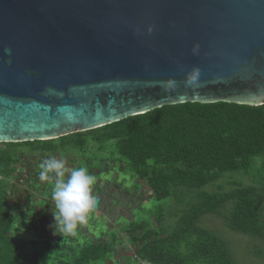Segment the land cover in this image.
Segmentation results:
<instances>
[{"label":"water","instance_id":"water-1","mask_svg":"<svg viewBox=\"0 0 264 264\" xmlns=\"http://www.w3.org/2000/svg\"><path fill=\"white\" fill-rule=\"evenodd\" d=\"M186 102L264 104V0H0V143Z\"/></svg>","mask_w":264,"mask_h":264},{"label":"rangeland","instance_id":"rangeland-1","mask_svg":"<svg viewBox=\"0 0 264 264\" xmlns=\"http://www.w3.org/2000/svg\"><path fill=\"white\" fill-rule=\"evenodd\" d=\"M108 130L89 134L81 146L71 139L46 140L52 148L0 143V155H6L0 171V193L8 216L6 236L14 242L18 259H33L37 264H156L143 255L148 244L161 243L164 257H177L179 264H264V163L262 157L252 159L245 170L223 174L216 181L198 189L169 187L166 197L157 198L152 189L151 160L145 166L130 165L118 150ZM48 158L64 160L65 176L73 168L84 167L96 177L92 194L98 200L84 222H77L75 234H65L50 227L56 211L52 193L57 177L41 180L39 164ZM249 188L257 194L258 228L242 233L228 225L233 202L225 199L215 213L200 215L197 230L210 233L217 240L213 255L202 253L195 245L202 237L181 224L189 207L200 201V194L217 197ZM36 228V229H35ZM39 232V234H38ZM152 246V245H151ZM106 247L107 250H102ZM84 248L90 252L82 256ZM92 248H96L95 250ZM147 249V248H146ZM84 259V260H83Z\"/></svg>","mask_w":264,"mask_h":264},{"label":"trees","instance_id":"trees-1","mask_svg":"<svg viewBox=\"0 0 264 264\" xmlns=\"http://www.w3.org/2000/svg\"><path fill=\"white\" fill-rule=\"evenodd\" d=\"M108 129H111L109 138L116 140L119 153L131 166L141 168L146 165V161H152L149 166L153 170L149 179L157 198L166 197L171 185L198 189L216 181L223 174L245 170L256 157H262L264 163V104L251 106L226 102H186L167 105L58 139H71L81 146L82 139L87 135ZM34 142H39L40 148H52L47 145L48 141ZM32 143L6 144L28 146ZM6 157L0 155L1 172L8 163ZM256 195L249 188L233 190L220 197L201 193L200 201L189 207L181 223L192 228H180V231L186 232V236L192 231L202 237L195 247L213 258L216 251H222L221 248L216 249L217 240L210 233L197 230L192 224L200 215L215 213L219 204L231 199L233 208L227 218L228 225L242 233L256 232L259 216ZM3 207V194L0 193V264H37L30 258L19 261L14 242L6 236L9 223L6 212L2 211ZM161 243L148 244L143 252L145 259L156 264H179L177 257L162 256ZM90 249L84 248L82 256ZM102 250L106 251L107 248L102 247ZM216 262L229 264L226 259Z\"/></svg>","mask_w":264,"mask_h":264},{"label":"clouds","instance_id":"clouds-1","mask_svg":"<svg viewBox=\"0 0 264 264\" xmlns=\"http://www.w3.org/2000/svg\"><path fill=\"white\" fill-rule=\"evenodd\" d=\"M65 161L48 158L39 164L40 179H49V173L57 177L52 198L55 201L56 211L52 212L54 229H60L65 234H75L77 222H84L86 215L94 209L98 200L92 194V186L96 177L89 174L84 167L73 168L67 179L65 176Z\"/></svg>","mask_w":264,"mask_h":264}]
</instances>
